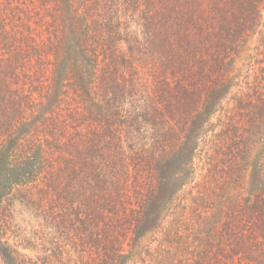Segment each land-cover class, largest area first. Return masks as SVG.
Listing matches in <instances>:
<instances>
[{"label":"trees","instance_id":"trees-1","mask_svg":"<svg viewBox=\"0 0 264 264\" xmlns=\"http://www.w3.org/2000/svg\"><path fill=\"white\" fill-rule=\"evenodd\" d=\"M0 264H264V0H0Z\"/></svg>","mask_w":264,"mask_h":264},{"label":"rangeland","instance_id":"rangeland-1","mask_svg":"<svg viewBox=\"0 0 264 264\" xmlns=\"http://www.w3.org/2000/svg\"><path fill=\"white\" fill-rule=\"evenodd\" d=\"M167 142H172L173 143V139H171V140H167L166 138L163 140L162 138L159 140V141H157V142H155V147H154V151H155V154H156V163H153L152 164V166L153 167H157L158 166V160H159V155L160 154H163V153H168L167 152V147L165 146V144L166 145H168L167 144ZM167 155V159H170L171 158V156L169 155V154H166ZM174 155V154H173ZM175 156H172V159L174 158ZM206 158V155L204 156V159ZM184 161H182V163L180 164V166L178 167V168H176V169H174V170H177V169H181V170H183V169H188V170H191V164L190 163H194L195 161H193V162H190L188 159H185V157H184V159H183ZM173 161V160H172ZM196 162H198V160L196 161ZM195 164V163H194ZM197 165H198V163H197ZM148 167L147 166H145L144 167V169L146 170ZM173 170V171H174ZM143 171L144 170H142V179L144 178V176H143ZM184 173H185V171H184ZM199 175H196V178H195V181H199V177H198ZM141 179V180H142ZM182 182L184 183V185H185V189H184V195L181 197V201H180V204L177 206V207H175V209H176V211L178 212V213H180V215H181V212H182V205L184 204L185 205V207H184V210H185V212L187 213V211H189V212H191L192 213V211H194L195 210V208H196V210H198L199 208L198 207H194L195 205H196V203H197V200H196V198H197V194H195V195H193V193L195 192V193H197V190H198V186L197 187H195V189H194V185L195 184H193V182H192V178H190L189 180H188V182H187V180H186V178L185 179H182ZM7 202V201H6ZM6 204V203H5ZM207 206H208V204H207ZM4 207H6V208H8V205H4ZM209 207V206H208ZM20 220H23V219H20Z\"/></svg>","mask_w":264,"mask_h":264}]
</instances>
